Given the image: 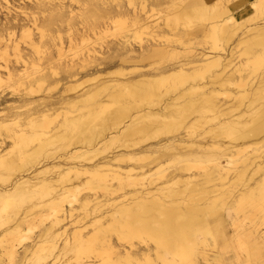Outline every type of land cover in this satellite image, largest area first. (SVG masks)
I'll use <instances>...</instances> for the list:
<instances>
[{"label": "bare ground", "instance_id": "bare-ground-1", "mask_svg": "<svg viewBox=\"0 0 264 264\" xmlns=\"http://www.w3.org/2000/svg\"><path fill=\"white\" fill-rule=\"evenodd\" d=\"M24 1L0 0L7 10L0 32L9 36H0V86L51 90L65 81L58 103L88 111L60 125L45 116L15 131L13 119L0 116V264H26L37 251L33 264H264V23L244 27L264 14V0H180L176 12L158 20L141 16L144 3L131 12L122 0H36L42 22L20 17L28 15ZM174 1L161 4L177 6ZM242 6L251 17L237 14ZM130 12L152 42L138 51L129 40L116 44L119 63L90 50L79 62L67 61L63 42L54 54L44 49L46 33L57 34L64 18L68 26L106 33L112 24L124 26L119 20ZM203 41L215 52L186 51ZM183 48L185 60L162 69L140 64L148 56L172 61ZM238 51L247 60L236 62ZM235 80L252 86L236 97L248 100L246 107H225L217 98L215 86ZM161 88L174 96L154 110ZM30 125L39 130L30 132ZM159 135L166 138L96 158L117 141ZM46 151L54 153L42 157ZM86 185L94 192L76 196ZM47 219L40 240L18 256L25 226Z\"/></svg>", "mask_w": 264, "mask_h": 264}, {"label": "rangeland", "instance_id": "rangeland-1", "mask_svg": "<svg viewBox=\"0 0 264 264\" xmlns=\"http://www.w3.org/2000/svg\"><path fill=\"white\" fill-rule=\"evenodd\" d=\"M227 1V0H225ZM29 8L26 9V13L28 15H25L23 13H19L21 18L26 19V16L28 17H33L36 16L38 18L39 22H42L43 17L45 16L44 13H42L43 11H39L35 8L36 5V0H25L24 1ZM129 3L128 5V9L129 11H134L135 9H137L138 12L141 11V8L143 7V3L146 5L145 11L140 12L141 16L145 15L144 13L147 12L148 15H152V19L151 20H158L163 19L167 14H173L174 12H176V10L179 8L178 3L180 2V0H175L174 3L177 4V6L175 5H167V4H161L163 2H165V0H122L121 3ZM227 3L229 4V2L227 1ZM115 5V4H113ZM124 5V4H123ZM226 5V4H225ZM245 5V4H244ZM73 6H76L75 3H73ZM249 7V6H248ZM246 7V6H242L239 7L236 11L237 14L240 15V17L243 18H249L252 16V12L251 10ZM13 10L15 11H19V9L14 8ZM11 11L13 14H15L14 11ZM130 12V16L128 17H124L123 19L119 20L120 22H123L124 26H120L119 24L113 25L110 28L109 32L106 33H101V32H97L95 33L93 27H89L87 26L86 29H84V27L81 24H74L72 26H68V20L66 18H64L62 21H59L58 24V28L59 30L57 34H49L46 33V37L44 38V43H45V50H49L54 54L55 52H57V47H54L55 44H60L61 42H63V46L67 52L65 54L64 57L65 60H74V61H80V59H82V55L83 54H88L89 50L93 51V52H98L99 54L97 55L100 59H105L103 60L104 62H108L110 63V61L119 63L121 54L119 53V56H117V54L113 53L112 49L114 48V46L117 44H119L120 42H123L125 40H129L131 42V44H133V46L137 49V51L140 49V47H147L148 42L151 40L152 42V38L150 37V30H145L144 28L140 29V25L141 23H138L137 21L134 22V18L132 16V13ZM6 13L7 10L6 9H1L0 10V23H5V17H6ZM35 14V15H34ZM48 13H46L47 15ZM254 18H256L254 21L248 22V20L245 23V30H248L251 27H255V24L260 25L264 23V14L260 15L259 17L254 16ZM251 20V19H250ZM182 29L183 27L178 25L177 29ZM18 30H17V34H18ZM37 31H35L36 33ZM101 33V34H100ZM3 36L4 38H9L7 32H0V36ZM54 36V38H52V36ZM20 36V33H19ZM19 36L16 35L15 38L13 39H17ZM19 40V39H18ZM191 45V44H190ZM186 45V51L188 52L189 48H193L194 52H203V51H207V52H215L213 51L212 48V42L211 41H203V42H196L193 45ZM23 46H26V44H24ZM222 44L219 46V48L221 47ZM182 51V52H181ZM183 49H179L180 55L178 57H175L174 60L169 61L167 59L162 60L160 58L157 57H147L145 58V60L143 62H140V64H143V66L148 70V71H153V69H162L164 67L170 66L171 64H175L176 62H178L179 60H185V55L186 53L183 52ZM192 50H190L189 52H191ZM218 52V51H216ZM239 53H237V57L239 59L236 60V62H241V61H245L247 60V56H240L241 52L238 51ZM92 53V52H91ZM112 55L114 56V58L111 59ZM109 57V58H108ZM102 61V60H100ZM131 64V63H129ZM105 66H101L99 68H104ZM93 68V67H91ZM4 70V69H2ZM59 72V71H58ZM257 74L252 75L254 77V80L256 82H258ZM64 76V75H63ZM261 80V79H260ZM259 80V82H260ZM236 81V80H235ZM63 83L65 84V81L62 82L60 85H58L57 87H52L51 90H49L47 88L46 85L40 86V85H32L29 86L27 84H22V83H17V84H12V83H6L2 86H0V95H3V99H1L0 101V108H2V113L0 116H2L5 119H13L12 120V124L11 125V130H16L17 127L19 126V124H27L30 123L31 121L34 120V123L37 121H41L44 119L45 116H48L50 119H53L55 121L54 125H60L62 123V121L68 116H74L76 114L79 113H85L88 111V108L83 106H76V107H69L67 105H65L64 103H58L59 101L62 100V98H59L60 96V91L63 88ZM238 82L236 81L235 84H233L232 82L228 83L226 87L221 88L220 85H216V95L217 98L219 99V102L221 101V105L225 104L226 106H233L235 105L237 106H241V107H246L247 105H249V101L246 100L244 103H239V101L236 99L237 95H239L242 92H250L251 91V85H244L243 87L237 84ZM230 84V85H229ZM74 85L70 86L73 87ZM90 86H92V83H85L83 86H81L80 88H78L77 91H75V89H70L68 92H66L65 96H73L74 94H76V92H82L81 90H86L88 89ZM63 91V90H62ZM160 91H162V99L156 101V103L158 105H154L153 109L156 110L160 107V105H164V103L168 102V100L174 96L173 91L171 92H167L166 93V89L161 88ZM111 92V91H108ZM103 93L100 96V99H105L106 100V96L107 93ZM52 99H49L48 102L47 100H40V99H44L46 97H52ZM6 99H8L9 101H5ZM53 104V105H51ZM49 106V107H48ZM47 109L48 110L47 112ZM37 117V118H34ZM39 117V118H38ZM20 121V123H19ZM16 122H18V125L15 124ZM28 129L30 132H35L37 130H39L38 128H36L34 126L30 125L28 126ZM1 136V135H0ZM1 138V137H0ZM151 139H146L142 140V142L140 141H133V142H127L124 143L123 141H117L113 144H110L108 146L105 147L104 152L101 153L98 157H96L97 159H100L108 154H111L112 152H117L122 150L125 146H129L131 149H140L141 147H144L145 145L152 143V142H156L160 139H164L166 138V135H159L158 137H150ZM207 138H209V136H207ZM226 141H229L230 143H236L235 141L226 139ZM37 143L34 142V144ZM136 143H140L138 145H134ZM15 149V148H14ZM16 150V149H15ZM16 152V151H14ZM52 153H54V151H46L45 153L42 154V157L46 156V155H51ZM152 159H146L144 161H142L143 163H147L150 162ZM168 161V160H167ZM170 162V161H168ZM168 166H172V165H168ZM152 168L154 166H151ZM174 171V168H171L170 170L166 171V174L168 176V174H171ZM155 174V173H153ZM160 177L159 175H155L153 178L156 179ZM81 180L78 181L80 182H84L86 181L85 177L80 178ZM93 188L90 187L89 185L86 186H82L81 190L79 192L76 193V196H82L84 194H92L94 191L92 190ZM53 194H50L46 197V199L50 196H52ZM89 211L90 208H87ZM40 209H36L34 212L37 213L39 212ZM85 210H81V213H84ZM44 219V218H43ZM50 223V219L45 220L44 223L40 224V222L34 223L32 225L29 226H25V231L23 233L24 235V239H23V244L21 246H19V244L16 242V247L18 250V256H22L23 250H24V245L28 246V245H32L34 246L36 244V242H38L40 240V237L43 235L44 229L46 226H48V224ZM2 231V229L0 230V232ZM1 237V236H0ZM135 245H140L144 247V243L139 242L138 240H134ZM127 247H129L128 244H126ZM23 247V248H22ZM1 248V247H0ZM33 249L30 248V251H32ZM35 250V249H34ZM1 252V249H0ZM33 252H36L33 251ZM40 254V251H37L35 254H31L29 253V257H28V261L26 264H33L36 262L37 258H38V254ZM231 254H229L228 256H230ZM88 258V257H86ZM0 259H3L2 257H0ZM70 264H77V260L76 259H72L70 261Z\"/></svg>", "mask_w": 264, "mask_h": 264}]
</instances>
